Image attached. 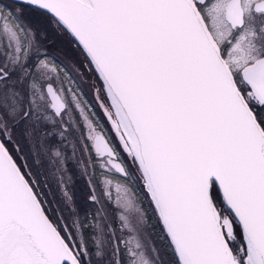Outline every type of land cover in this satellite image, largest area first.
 Listing matches in <instances>:
<instances>
[{"label": "snow or ice", "instance_id": "snow-or-ice-1", "mask_svg": "<svg viewBox=\"0 0 264 264\" xmlns=\"http://www.w3.org/2000/svg\"><path fill=\"white\" fill-rule=\"evenodd\" d=\"M0 264H264V0H0Z\"/></svg>", "mask_w": 264, "mask_h": 264}]
</instances>
